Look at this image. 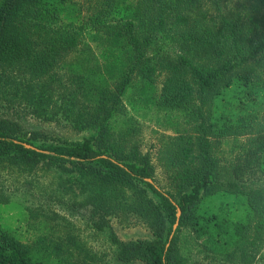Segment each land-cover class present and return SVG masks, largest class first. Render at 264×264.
Instances as JSON below:
<instances>
[{"label":"trees","instance_id":"trees-1","mask_svg":"<svg viewBox=\"0 0 264 264\" xmlns=\"http://www.w3.org/2000/svg\"><path fill=\"white\" fill-rule=\"evenodd\" d=\"M189 2L192 11L183 9ZM168 38L174 56L156 46ZM0 67L25 76L14 103L39 111L59 82L93 131L82 142H47L43 129L0 112V166L63 170L71 203L89 208L97 231L111 229L112 217L146 225L150 241L110 234L120 261L188 264L198 250L221 264H264V187L237 182L250 170L264 175V0L214 11L197 0H0ZM130 90L134 105L189 119L170 155L173 190L156 184L136 147L109 142V121ZM259 121L237 164L224 165L223 142ZM45 251L0 228V264H59Z\"/></svg>","mask_w":264,"mask_h":264},{"label":"rangeland","instance_id":"rangeland-1","mask_svg":"<svg viewBox=\"0 0 264 264\" xmlns=\"http://www.w3.org/2000/svg\"><path fill=\"white\" fill-rule=\"evenodd\" d=\"M197 3L203 9L210 8L214 11L218 7L236 8L239 4L249 6L254 0H197ZM192 8L194 2H189L183 9L192 11ZM196 13L191 14V17ZM156 46L165 52L164 56L177 54L176 45L170 38L162 40ZM58 69L56 74L59 79L64 80L61 83L66 85V78ZM165 78V72L159 71L156 77L159 89L162 88ZM21 79H25V76L17 69L7 68L6 73L0 70V112L4 113L2 117L20 122L29 130L43 129L45 132L42 138L47 142L77 143L92 134V130L82 128L86 125V119L79 114L81 103L75 102L71 91H65L59 82L51 85V97L39 104V111L36 110V105L34 107L26 100L14 103L15 83H19ZM26 79H31L30 75ZM132 94L133 91L130 90L115 108V115L109 121V142L125 152L136 147L140 155L146 156L153 165L156 184L164 190H173L169 180L174 172L170 155L179 135L178 131L190 127L187 122L189 119L185 114L167 113L154 107L134 105L130 102ZM84 108L90 110L89 107ZM261 127L262 122L259 121L247 133L224 141L218 154L222 163L235 166L242 152L241 146L248 147L249 141L256 137ZM41 166L28 172L0 166V228L10 230L24 244L43 247L55 263L134 264L117 258V248L112 243L110 234L114 233L119 241L125 243L150 241L154 238L150 229L136 219L112 217L111 229L95 230L89 219V208L80 204L73 205L64 189L67 173ZM256 173L254 175L250 170L237 182L264 187V175L262 172ZM205 255L194 250L187 262L221 264Z\"/></svg>","mask_w":264,"mask_h":264},{"label":"water","instance_id":"water-1","mask_svg":"<svg viewBox=\"0 0 264 264\" xmlns=\"http://www.w3.org/2000/svg\"><path fill=\"white\" fill-rule=\"evenodd\" d=\"M180 215H181V212L178 211V220H177V222H176V224H175V226H174V229H176L177 226H178V224H179V218H180Z\"/></svg>","mask_w":264,"mask_h":264}]
</instances>
